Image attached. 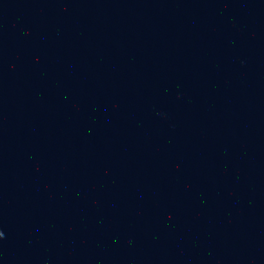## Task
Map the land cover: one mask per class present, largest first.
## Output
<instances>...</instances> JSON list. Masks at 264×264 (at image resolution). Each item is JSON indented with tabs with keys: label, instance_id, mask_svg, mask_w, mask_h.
<instances>
[{
	"label": "water",
	"instance_id": "1",
	"mask_svg": "<svg viewBox=\"0 0 264 264\" xmlns=\"http://www.w3.org/2000/svg\"><path fill=\"white\" fill-rule=\"evenodd\" d=\"M0 264H264V0H0Z\"/></svg>",
	"mask_w": 264,
	"mask_h": 264
}]
</instances>
